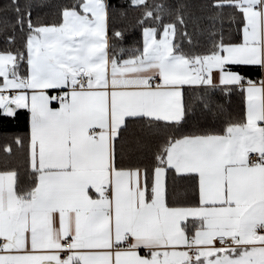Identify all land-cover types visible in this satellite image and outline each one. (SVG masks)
<instances>
[{
	"label": "snow or ice",
	"instance_id": "6c2138e0",
	"mask_svg": "<svg viewBox=\"0 0 264 264\" xmlns=\"http://www.w3.org/2000/svg\"><path fill=\"white\" fill-rule=\"evenodd\" d=\"M32 7L10 0L23 43L0 49V122L28 125L0 145L28 177L0 171V264H264V0H211L204 51L162 3ZM128 10L131 45L112 26ZM216 91L243 115L187 128L192 100L223 112Z\"/></svg>",
	"mask_w": 264,
	"mask_h": 264
},
{
	"label": "trees",
	"instance_id": "16d2710c",
	"mask_svg": "<svg viewBox=\"0 0 264 264\" xmlns=\"http://www.w3.org/2000/svg\"><path fill=\"white\" fill-rule=\"evenodd\" d=\"M19 2L21 6L26 3H32V18L34 22H51L56 18L60 5L69 3L70 0H19ZM112 2L119 4L126 3V0H112ZM149 2L165 5L170 12V15L165 17L166 21L174 19L178 9L185 16L187 31L192 39V45H188L185 42L186 48L191 47L197 51H204L210 46V32L213 29L211 27L212 21L209 17L213 13L206 5L211 0H149ZM9 4L10 0H0V49L7 46V38L10 35L15 36L17 45L23 43V34L18 30L13 31L12 23L15 20V14L7 8ZM229 11L227 8L224 9L225 16H227ZM138 16V10H128L125 16L117 14L112 21L114 28L125 30L126 45H131L141 39L140 29L136 25ZM216 27L218 29L219 24ZM249 74L256 75L254 72H249ZM194 95L189 94L190 97ZM213 100L216 104L222 105L223 112H217L215 108L211 111H204L199 107L198 102L192 100L196 104V108L189 116L187 128L220 127L227 116L240 117L243 115L244 100L239 92L233 91L229 95H224L222 92L216 91L213 95ZM27 127L25 111H20L16 120L0 122V145L5 140L10 141L17 135L24 136L27 132ZM150 146L151 142L141 153L145 159L150 158ZM12 168L18 171L21 182L27 181L26 151L24 148L16 149L14 155L10 158L5 157V154L0 151V171Z\"/></svg>",
	"mask_w": 264,
	"mask_h": 264
}]
</instances>
